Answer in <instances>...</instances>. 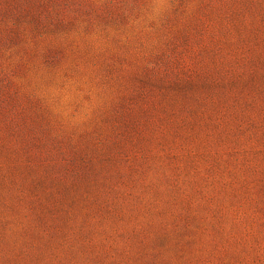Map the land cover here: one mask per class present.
Segmentation results:
<instances>
[{
  "label": "rangeland",
  "instance_id": "rangeland-1",
  "mask_svg": "<svg viewBox=\"0 0 264 264\" xmlns=\"http://www.w3.org/2000/svg\"><path fill=\"white\" fill-rule=\"evenodd\" d=\"M0 264H264V0H0Z\"/></svg>",
  "mask_w": 264,
  "mask_h": 264
}]
</instances>
